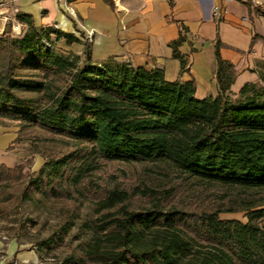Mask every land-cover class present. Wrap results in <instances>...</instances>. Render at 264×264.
Returning a JSON list of instances; mask_svg holds the SVG:
<instances>
[{"label":"trees","instance_id":"1","mask_svg":"<svg viewBox=\"0 0 264 264\" xmlns=\"http://www.w3.org/2000/svg\"><path fill=\"white\" fill-rule=\"evenodd\" d=\"M104 1L115 8L114 0ZM246 4L264 16V4ZM15 17L26 29L0 36V120L20 127L14 143L36 129L72 147L45 160L3 203L72 202L44 241L61 244L77 229L62 264H264L263 74L233 93L236 69L217 40L218 92L198 99L194 80L167 81L158 67L93 63L88 49L83 61L52 39L79 42L72 34L39 29L25 12ZM187 31L181 24L169 44L181 72L188 70L180 51ZM106 162H165L201 190L191 199L180 193L185 182L108 190L93 179ZM28 164L0 163V186L21 180ZM85 200L92 212L81 215ZM235 212L246 220L220 217Z\"/></svg>","mask_w":264,"mask_h":264},{"label":"crops","instance_id":"2","mask_svg":"<svg viewBox=\"0 0 264 264\" xmlns=\"http://www.w3.org/2000/svg\"><path fill=\"white\" fill-rule=\"evenodd\" d=\"M12 1L6 11L31 14L37 28L56 24L57 30L80 40L67 45L53 35L54 44L60 48L80 57L88 49L93 63H128L147 70L158 67L171 82L194 80L198 99L218 92L217 40L222 43V58L236 69L233 93L247 82H259L260 74L264 75V16L249 9L247 0H173V5L169 0H114L115 8L104 0H73V15L57 0ZM181 24L188 29L186 42L180 47L188 58V70L184 72L169 46L178 38ZM6 135H0V152L15 139L12 134ZM35 260L34 251L11 245L0 264H30Z\"/></svg>","mask_w":264,"mask_h":264},{"label":"rangeland","instance_id":"3","mask_svg":"<svg viewBox=\"0 0 264 264\" xmlns=\"http://www.w3.org/2000/svg\"><path fill=\"white\" fill-rule=\"evenodd\" d=\"M17 12L13 13L8 10L5 15L11 18ZM5 29H11L10 20L5 25ZM55 46L60 48L57 44ZM81 59L84 61V56ZM19 130L17 123L0 120V135L9 134L11 136L12 134L16 139ZM20 136V142L12 141L6 149L0 152V162L9 167L31 162L24 167L21 180L8 187L0 186V192H2L0 193V210L4 211L0 213V258L6 257L7 250L12 245L20 250L35 252L36 260L30 264H62L71 251V247L77 244V240L74 239L75 236H80L77 234V229L72 227L61 244L53 243L46 247L44 241L62 222L64 208H68L72 202H59L47 207H33L30 203L24 202L20 207L13 208L11 202L3 203V200L9 194H18L32 172L38 170L48 158L71 149L72 143L36 129L24 131ZM184 178L181 172L165 162L141 164L106 162L93 177L94 181L105 189L126 191H130L133 186H147L155 189L170 188L178 186L181 182L184 183ZM180 189L182 197L186 199H191L201 190L199 186H194L190 181H186ZM79 204L81 215L92 212L88 201L85 200ZM220 217L246 220L243 212L222 213Z\"/></svg>","mask_w":264,"mask_h":264},{"label":"built area","instance_id":"4","mask_svg":"<svg viewBox=\"0 0 264 264\" xmlns=\"http://www.w3.org/2000/svg\"><path fill=\"white\" fill-rule=\"evenodd\" d=\"M57 1L64 6V10L68 14L70 15L74 14V8L72 6L73 0H57ZM252 1L258 5L264 4V0H252ZM12 2H13L12 0H0V36L4 35L6 30L5 25L9 22V20L11 21V32L14 36L20 37L24 32L23 29L24 25L16 20L15 14L11 18H8V16L5 15V13H7L6 10L8 9V7L12 6ZM15 12H17L16 9L13 11V13ZM53 27L57 28V25L54 24ZM92 35L93 32H91L88 35L89 41L92 40Z\"/></svg>","mask_w":264,"mask_h":264}]
</instances>
